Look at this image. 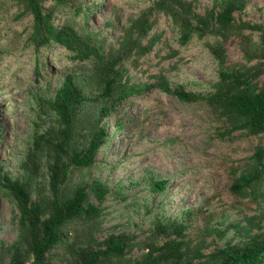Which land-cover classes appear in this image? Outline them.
<instances>
[{"label":"rangeland","instance_id":"rangeland-1","mask_svg":"<svg viewBox=\"0 0 264 264\" xmlns=\"http://www.w3.org/2000/svg\"><path fill=\"white\" fill-rule=\"evenodd\" d=\"M157 1L53 0L43 4L46 11H53L56 27H73L82 37L95 41L104 55L115 53L123 41L133 42L136 50L117 67L118 79L128 86H151L114 108L110 103L111 113L104 118H100L97 102L82 105L78 149L100 129L105 142L92 167L71 166L67 191L101 180L110 192L97 219L65 225L62 242L46 255L52 264H74L73 249H100L111 235L130 238L129 250L121 259L103 257L98 264H136L148 247L166 240L154 232L158 221L183 224L186 247L204 254L241 244L249 230L264 233V181L247 196L231 192L235 176L249 168L258 147L264 148V135L239 132L224 141L218 137L227 129L224 120L204 102L184 103L162 90L181 86L208 96L218 80V66L209 47L222 46L227 66H233L244 63L242 37L257 46L259 34L249 30L240 31L241 37L212 34L182 45L172 18L153 9ZM183 1L191 4L192 16H204L212 10L220 12L225 0ZM244 1V8L234 14L235 26L264 24V0ZM142 15L148 18L149 32L139 37L131 27ZM32 26L33 18L23 7L13 0H0V175L21 181L25 178L22 162L32 147L34 129L58 128L49 103L65 78L74 76L87 97L101 93L93 79L94 60L74 59L58 44L35 49L30 41ZM140 47L150 50L141 54ZM259 82L264 85V75ZM46 161L44 156L32 200L40 194L49 196ZM153 180H166V190H152ZM91 200L97 204L93 197ZM18 216L0 185V264L10 262L11 247L19 237ZM252 218L255 221L250 224ZM26 264H34L31 255Z\"/></svg>","mask_w":264,"mask_h":264},{"label":"trees","instance_id":"trees-1","mask_svg":"<svg viewBox=\"0 0 264 264\" xmlns=\"http://www.w3.org/2000/svg\"><path fill=\"white\" fill-rule=\"evenodd\" d=\"M23 7L24 12L33 18L30 41L35 49L58 44L72 53L79 61L94 60V78L101 87L95 98L85 96L74 76H67L58 90L50 109L57 118L58 128L40 131L34 129L32 147L27 152L22 169L25 178L13 180L8 174L0 175L1 190L9 197L17 209L19 237L11 247L9 264H26L32 256L34 264H52L46 260L47 253L62 242L63 228L68 223L91 222L102 211L100 206L110 192L106 183L93 180L67 191V180L71 166L90 168L105 142L102 129L96 131L85 147L78 149L76 136L80 109L83 104L97 102L100 118L109 116L111 108L132 96H139L151 86H128L121 84L119 67L136 50L134 43L123 41L115 53L104 55L96 42L82 37L73 27H56L53 24V11H46L43 4L53 0H13ZM245 6L244 0H225L220 12L213 10L204 16L193 15L191 4L183 0H158L154 10L169 15L180 30V44L185 45L194 37L202 39L208 35L227 37L240 31L249 30L259 34V43L254 46L247 37H242L240 49L244 63L227 66L225 49L210 46V54L218 66V80L208 96L196 95L178 86L175 89L162 87V90L184 103L204 102L211 111L223 119L227 129L218 134L222 140H232L235 133L251 136L264 135V85L259 79L264 75V24L235 26L234 14ZM88 15H86V18ZM139 37L149 32V21L141 16L132 23ZM126 39V38H125ZM124 39V40H125ZM133 43V44H131ZM130 44V46H129ZM141 54L150 50L140 47ZM2 53H0V56ZM120 130V125L117 126ZM47 159L49 173V196L38 195L32 200V189L40 176L41 161ZM249 168L235 176L231 192L237 196H247L264 181V148L258 147L251 157ZM166 180H153L152 190H166ZM69 193V194H66ZM95 199L97 204L91 200ZM260 221L263 219L258 218ZM255 218L249 219L252 224ZM186 227L175 221L155 224V234L166 240L160 246L148 247V252L136 264H264V233L247 232L241 244H228L216 248L210 254L186 247L184 232ZM131 245L130 238L120 235L109 236L96 249L86 246L73 249L74 264H98L103 257H125ZM25 247V249H23Z\"/></svg>","mask_w":264,"mask_h":264}]
</instances>
